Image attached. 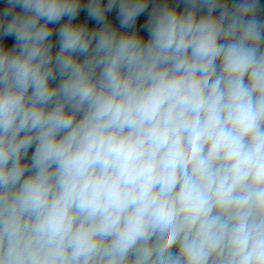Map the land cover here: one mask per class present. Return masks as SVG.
<instances>
[{"label": "clouds", "instance_id": "1", "mask_svg": "<svg viewBox=\"0 0 264 264\" xmlns=\"http://www.w3.org/2000/svg\"><path fill=\"white\" fill-rule=\"evenodd\" d=\"M0 264H264L261 0H4Z\"/></svg>", "mask_w": 264, "mask_h": 264}, {"label": "crops", "instance_id": "2", "mask_svg": "<svg viewBox=\"0 0 264 264\" xmlns=\"http://www.w3.org/2000/svg\"><path fill=\"white\" fill-rule=\"evenodd\" d=\"M173 2H174V0H173ZM261 5L264 6V0H261ZM3 6H4V0H0V8H3ZM145 35H146V33H145Z\"/></svg>", "mask_w": 264, "mask_h": 264}]
</instances>
